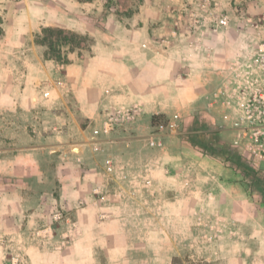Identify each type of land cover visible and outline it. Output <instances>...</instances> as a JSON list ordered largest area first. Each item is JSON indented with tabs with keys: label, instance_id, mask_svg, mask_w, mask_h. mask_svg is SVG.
<instances>
[{
	"label": "crops",
	"instance_id": "obj_1",
	"mask_svg": "<svg viewBox=\"0 0 264 264\" xmlns=\"http://www.w3.org/2000/svg\"><path fill=\"white\" fill-rule=\"evenodd\" d=\"M101 9L99 0H0V123L5 120L10 125L5 126L6 134L0 130L4 141L0 142V211L8 210L6 219L12 223L10 229L4 228L1 215L0 238L20 231L33 235L36 201L31 200L34 195L28 185L44 154L56 158L60 201L107 205L104 215L96 210L76 213L81 233L75 245L64 247L74 251L61 252L67 258L46 264H184L187 242L198 233L193 222L202 203H211V194L197 193L192 182L182 181L180 149L155 158L153 164L160 166L154 173L163 166L166 172L173 170L179 179L173 185L132 177L146 173L147 140L158 126L152 124L154 115L167 120L179 114V121L191 110H199L192 115L195 122L231 124L233 137L234 115L213 103L212 92L243 38L239 31L232 32V41L221 34L210 43L215 48L186 54L180 46L183 39L165 41L161 35L165 23L157 16L152 20L135 14L125 23L108 14L98 20ZM44 26L85 34L91 38L89 47L83 52L68 51L66 63L46 59L45 48L34 41ZM22 55L25 67L17 69L14 58ZM7 60H11L8 65ZM132 104L140 106L133 124L93 133L108 110ZM7 108L26 112L28 119L16 114L6 119ZM21 124H26V130ZM158 134L162 144L151 148L161 149L170 139ZM120 157L123 162L118 164L115 160ZM107 159L112 162L111 171ZM115 174L123 178L122 184L111 182ZM17 180L26 183L24 197ZM116 186L115 194H93ZM165 188L171 189L169 197L159 195ZM151 189L155 194L145 195ZM157 189L161 193L156 194ZM227 201L234 204L238 199ZM14 205H19L20 212ZM24 222L27 227L21 230L19 224ZM3 249L0 242V252Z\"/></svg>",
	"mask_w": 264,
	"mask_h": 264
},
{
	"label": "rangeland",
	"instance_id": "obj_2",
	"mask_svg": "<svg viewBox=\"0 0 264 264\" xmlns=\"http://www.w3.org/2000/svg\"><path fill=\"white\" fill-rule=\"evenodd\" d=\"M99 2L102 9L98 20L108 14L125 23L133 19L135 14H143L152 20L157 16L160 22L165 23L161 30L165 41L169 43L174 38L183 39L180 46L184 47L183 52L186 54L215 48V45L210 43L216 42L217 37L222 34L229 40L235 31H239L243 44H250L257 32L246 22L264 19V0H99ZM258 6L261 10L257 8ZM167 45L169 44L165 46ZM82 47L72 51L87 50L89 42L82 44ZM68 48V45L63 46L64 53L70 51ZM14 59L15 68L25 67V55L15 56ZM8 62L11 60L5 61V64L8 65ZM17 78L19 76L16 75L13 79L16 81ZM193 111L195 110L181 117L175 128L168 127L170 119H159L158 125L162 126V129L158 132L167 134L170 139L161 149L147 146L146 173L132 178L151 179L152 182L162 185H173L179 180L173 176V170L166 172V167L163 166L161 171L154 173L153 170L160 166L153 164L155 158L171 155L173 151L180 149L182 152L178 162L184 174L183 180H180L192 182L197 193L212 196L210 204L204 202L199 208L201 213L196 215L193 222L198 228V233L188 240L189 250L184 246L189 252H186L181 260H185L184 264H264V185L252 184V173L246 167L241 165L234 167L223 159L226 154H231L232 135L229 129L231 124L220 122L205 124L200 120L195 122L192 115L199 113V110ZM21 112L7 108L4 109L3 115L6 119L14 114L24 120L28 119L26 112ZM25 125H20L23 131L26 130ZM5 126L10 125L3 120L0 123V130L4 134L7 133ZM30 127L28 125L27 129L31 130ZM16 142L23 143L24 140L18 139ZM40 156L42 163L37 167L35 178L31 179L28 185L30 193L34 195L31 200L36 201L32 207L33 212L37 214L36 222L32 226L34 233L29 236L23 235L20 231L17 235L5 234L4 239L0 238L4 248L0 252L2 264H46L49 261L59 262L62 258H67V255H61V252L74 251L64 250V247L75 245L81 233L76 213L82 210L86 213L95 210L103 213L107 207L104 203L98 205L76 201L68 204L60 201L59 180L55 171L56 158L44 154ZM115 162L121 164L123 158L120 157ZM169 163L165 162V165L170 167ZM43 172H46L45 178ZM119 175H114L116 181L111 180L115 185L123 183L121 182L123 178ZM15 184L20 196L24 197L26 190L23 186L26 183L17 180ZM115 188L109 187L93 194L104 197L105 194H115L119 189L118 186ZM155 191L151 189L145 195H154ZM159 193L161 192L157 189L156 194ZM159 195L169 197L171 189L165 188V193ZM229 198H236L238 201L230 204L227 201ZM17 207L19 205H14L15 211L20 212V207L18 210ZM7 213L8 210H1L0 217L2 215L4 217L2 219H5L4 228L10 229L12 223L6 219ZM57 215H60L59 219H55ZM19 226L24 230L27 224L24 222ZM28 247H32L34 251H27ZM72 247L71 249H74V246ZM68 258H71L70 254Z\"/></svg>",
	"mask_w": 264,
	"mask_h": 264
},
{
	"label": "built area",
	"instance_id": "obj_3",
	"mask_svg": "<svg viewBox=\"0 0 264 264\" xmlns=\"http://www.w3.org/2000/svg\"><path fill=\"white\" fill-rule=\"evenodd\" d=\"M246 24L255 29L250 44L239 45L231 59L222 69L221 81L212 92L214 104L230 110L233 118L234 135L230 141L231 154L223 159L234 167L237 159L242 161L252 176L264 184V19L247 21ZM140 112L138 104L117 106L107 111L100 128L93 130L110 133L118 128L133 124ZM179 114H175L168 122V127L175 128ZM157 126L147 140L150 147L160 146ZM107 170H112V162L106 160ZM57 215L55 219H59Z\"/></svg>",
	"mask_w": 264,
	"mask_h": 264
},
{
	"label": "trees",
	"instance_id": "obj_4",
	"mask_svg": "<svg viewBox=\"0 0 264 264\" xmlns=\"http://www.w3.org/2000/svg\"><path fill=\"white\" fill-rule=\"evenodd\" d=\"M1 23V17H0ZM2 34V28L0 27V35ZM35 44L41 45L45 48L44 58L55 59L61 63H66L68 61L66 53L62 49L63 46L68 45V50H73L75 48L82 49V44L91 42V38L87 35H83L74 31L66 30L61 27L56 26H44L39 32L35 34ZM161 115H154L152 117V124L158 125ZM237 165H241L245 168V165L241 164L240 160L237 159ZM251 183L254 185L263 186L261 180L252 176Z\"/></svg>",
	"mask_w": 264,
	"mask_h": 264
}]
</instances>
